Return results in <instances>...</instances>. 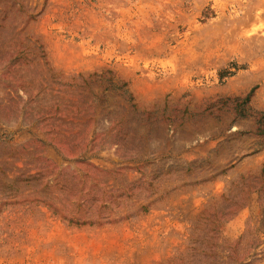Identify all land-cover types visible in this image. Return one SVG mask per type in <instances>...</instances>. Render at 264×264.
Wrapping results in <instances>:
<instances>
[{"label":"rangeland","instance_id":"1","mask_svg":"<svg viewBox=\"0 0 264 264\" xmlns=\"http://www.w3.org/2000/svg\"><path fill=\"white\" fill-rule=\"evenodd\" d=\"M251 91L264 0H0V264H264Z\"/></svg>","mask_w":264,"mask_h":264},{"label":"trees","instance_id":"2","mask_svg":"<svg viewBox=\"0 0 264 264\" xmlns=\"http://www.w3.org/2000/svg\"><path fill=\"white\" fill-rule=\"evenodd\" d=\"M105 85H106L105 90L118 91L122 95L127 94V91L124 89V85L117 86L111 81V79H107L105 81ZM251 95H252V91L243 98H225L222 100H218L216 103H213L212 105L208 106L206 110H209L215 104H221L222 107L231 106L233 109V112L238 117H241V118L253 117L257 125L256 131H255L256 135L259 137H264V112L252 111L251 107L249 106ZM126 100L128 101V103L131 104L132 98L129 95H127ZM131 106L133 107V105Z\"/></svg>","mask_w":264,"mask_h":264}]
</instances>
